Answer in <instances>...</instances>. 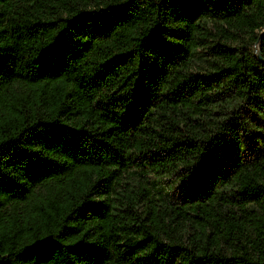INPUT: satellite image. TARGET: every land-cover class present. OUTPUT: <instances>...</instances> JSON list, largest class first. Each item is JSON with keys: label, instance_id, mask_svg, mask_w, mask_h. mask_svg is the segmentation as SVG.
Masks as SVG:
<instances>
[{"label": "trees", "instance_id": "16d2710c", "mask_svg": "<svg viewBox=\"0 0 264 264\" xmlns=\"http://www.w3.org/2000/svg\"><path fill=\"white\" fill-rule=\"evenodd\" d=\"M0 264H264V0H0Z\"/></svg>", "mask_w": 264, "mask_h": 264}]
</instances>
